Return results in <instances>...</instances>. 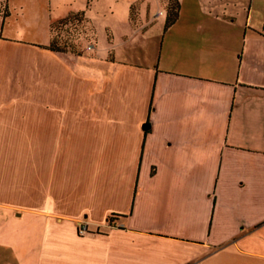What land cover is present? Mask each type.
<instances>
[{"label": "crops", "instance_id": "0c3cea01", "mask_svg": "<svg viewBox=\"0 0 264 264\" xmlns=\"http://www.w3.org/2000/svg\"><path fill=\"white\" fill-rule=\"evenodd\" d=\"M92 2L0 0V264H264V0L49 47Z\"/></svg>", "mask_w": 264, "mask_h": 264}, {"label": "rangeland", "instance_id": "374dc122", "mask_svg": "<svg viewBox=\"0 0 264 264\" xmlns=\"http://www.w3.org/2000/svg\"><path fill=\"white\" fill-rule=\"evenodd\" d=\"M133 1V5L130 2ZM173 0H167L164 4L162 0H93L91 8L84 14H77L56 21L54 23V34L57 44L67 47V50L81 52L85 50L87 54H94L95 57L110 55L113 52L117 56H132L133 46H110L112 35H116V41L122 40V33L129 28L127 19V9L131 8V22H147L149 19H156L157 22H164L169 15ZM191 1V0H185ZM168 5V6H167ZM161 9L162 13H159ZM41 20L37 24V29L29 30L31 26L26 22L24 16L21 18H11L10 23L17 24L22 28L23 37H34L47 39V26ZM24 20V23H23ZM93 47V48H92ZM125 51V53H123Z\"/></svg>", "mask_w": 264, "mask_h": 264}, {"label": "trees", "instance_id": "16d2710c", "mask_svg": "<svg viewBox=\"0 0 264 264\" xmlns=\"http://www.w3.org/2000/svg\"><path fill=\"white\" fill-rule=\"evenodd\" d=\"M178 10H179V0H173L171 8L169 10V15H168L167 20H166L167 24H171L172 22H174L176 20V18L178 16ZM84 13H85L84 11L78 12V13H73V14L65 17V18L60 19V20L68 19L69 17H71L73 15L84 14ZM60 20H58V21H60ZM54 26L55 25L53 23L51 26V41H50L48 46L51 48H54V49L67 50V47H64L60 44H57L56 35L53 33L54 32ZM70 51H73V50H70ZM73 52L80 53L81 51L77 50V51H73ZM116 215H117L116 213L109 215V221H111V222L114 221Z\"/></svg>", "mask_w": 264, "mask_h": 264}, {"label": "built area", "instance_id": "2783aa9c", "mask_svg": "<svg viewBox=\"0 0 264 264\" xmlns=\"http://www.w3.org/2000/svg\"><path fill=\"white\" fill-rule=\"evenodd\" d=\"M88 229V224L87 223H82L80 226V232H85Z\"/></svg>", "mask_w": 264, "mask_h": 264}]
</instances>
